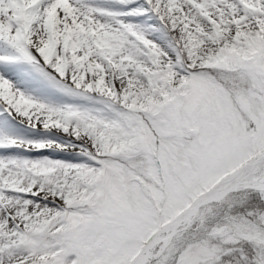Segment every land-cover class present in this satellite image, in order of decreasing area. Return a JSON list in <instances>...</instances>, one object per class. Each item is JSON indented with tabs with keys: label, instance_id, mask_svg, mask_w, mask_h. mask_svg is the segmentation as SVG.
I'll return each mask as SVG.
<instances>
[{
	"label": "snow or ice",
	"instance_id": "obj_1",
	"mask_svg": "<svg viewBox=\"0 0 264 264\" xmlns=\"http://www.w3.org/2000/svg\"><path fill=\"white\" fill-rule=\"evenodd\" d=\"M0 264H264V0H0Z\"/></svg>",
	"mask_w": 264,
	"mask_h": 264
}]
</instances>
